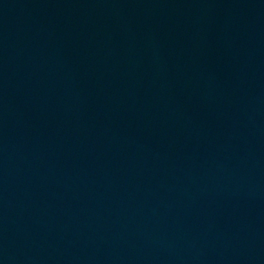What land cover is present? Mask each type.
<instances>
[{
	"label": "water",
	"instance_id": "1",
	"mask_svg": "<svg viewBox=\"0 0 264 264\" xmlns=\"http://www.w3.org/2000/svg\"><path fill=\"white\" fill-rule=\"evenodd\" d=\"M264 203V0H0V264H186Z\"/></svg>",
	"mask_w": 264,
	"mask_h": 264
}]
</instances>
